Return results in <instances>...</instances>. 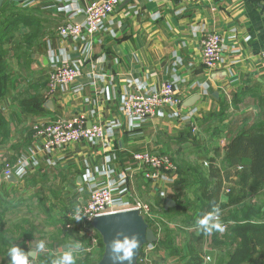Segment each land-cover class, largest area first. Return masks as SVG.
Listing matches in <instances>:
<instances>
[{"label":"crops","instance_id":"crops-1","mask_svg":"<svg viewBox=\"0 0 264 264\" xmlns=\"http://www.w3.org/2000/svg\"><path fill=\"white\" fill-rule=\"evenodd\" d=\"M90 1L1 4L0 218L9 208H21L42 195L43 188L53 196V183H58V196L80 205L91 189L109 185L116 204L143 197L153 211L163 210L167 198L178 197L179 179L185 182L183 168L196 157H205L207 165L192 168L196 175L205 171L196 183L212 181L209 167L217 168L222 180L219 202L227 203V189L238 181L240 168L224 161V147L235 131L264 116V0H121L96 35L61 36L60 26L84 20ZM212 31L221 36L222 56L218 66L208 70L201 40ZM65 62L78 71L77 78L48 93L50 72ZM165 81L177 89L180 106H165L143 120L122 114L127 93H151ZM70 116H81L87 127L101 124L103 137L45 150L34 126ZM144 151L165 155L173 171L156 182L146 180L133 159L134 153ZM4 164L12 167L11 178ZM22 165L25 174L17 176ZM75 215L78 225L92 229ZM197 235L194 240L214 246L212 236L203 233L195 239Z\"/></svg>","mask_w":264,"mask_h":264},{"label":"rangeland","instance_id":"rangeland-1","mask_svg":"<svg viewBox=\"0 0 264 264\" xmlns=\"http://www.w3.org/2000/svg\"><path fill=\"white\" fill-rule=\"evenodd\" d=\"M224 137L226 138V136ZM196 143L197 141L192 140L191 147L194 148L196 150L195 152L199 155L201 150L196 148ZM211 147L212 145L209 144V148ZM189 159L194 160L191 157H189ZM203 160H205V157H196L195 161H192L193 163L191 162L192 164H190V166L183 168L186 170L185 182H180L179 185L180 194L178 193L177 200L180 201L181 205L178 212H169L168 217L164 213L165 210L159 208L153 211L154 217L145 220L148 221L147 223L152 224L150 227L156 234L157 241L158 239L164 240L166 237H171L173 245H176L178 248L179 254L187 252L186 250L189 248L187 243L190 242L196 245L197 248H200L203 253L206 252L204 255L205 264H215L219 257L225 261L224 258L227 256L225 249L227 245L209 246L207 242L204 243V239L199 241L194 240L193 236L197 233L195 231L196 229L193 228L195 224H193L194 222L191 223L190 219L187 218L190 215L192 216V208H196L195 195L199 193L198 186L200 184L196 182L203 180L199 174L205 172L200 171V173L196 175V173H192L194 172L192 168L199 166L200 163H203ZM20 162L21 161H19V163ZM203 166H207L205 162ZM2 168H4V171L12 170L9 164H4ZM230 183L232 184V182ZM44 184L45 186L50 185L49 182H45ZM57 184L58 183L52 184L54 197L47 195V192L44 191L43 188L41 189L42 195L35 198L32 197L30 202L24 201L25 203L21 204V208H12L16 210L12 211V209L9 208L10 212L2 215V218H0V264H10L11 256L9 255V249L14 244L19 245L22 250L35 252L33 257L29 256L30 260H34V264H54V261L59 259L65 249L73 251L76 257V264L86 262L94 263L100 258L102 247L97 244L99 238L97 237V233L95 232L90 236V231H87V226L81 227L74 220L75 211H77V209L81 211L83 205H80L79 201H71L66 197L58 196L59 189L56 188ZM240 184L237 181L235 185H233V190L227 189L228 195H225V197L229 198L230 196H237L240 194ZM241 185H243V183ZM244 185L245 187L247 186L246 184ZM228 186L230 185L228 184ZM95 189L96 188L91 189L90 192ZM15 191L17 192L18 189ZM55 195H57V197H55ZM138 198L139 199H135L134 202L140 201L151 206L152 203L145 200V198ZM243 201L255 208L263 206L264 188L261 190H247L243 196ZM123 202L125 201L119 203ZM79 221L81 222V220ZM181 225L188 226L189 228L181 229ZM41 241L44 243L45 247L42 250H38V244ZM77 245H79V247H77ZM175 253L177 252L171 251L165 254V252L156 251L155 246V249L150 254L151 263L176 264L175 257H178L179 254ZM159 254H162L161 257L163 258H161ZM245 263L256 264L254 261Z\"/></svg>","mask_w":264,"mask_h":264},{"label":"built area","instance_id":"built-area-1","mask_svg":"<svg viewBox=\"0 0 264 264\" xmlns=\"http://www.w3.org/2000/svg\"><path fill=\"white\" fill-rule=\"evenodd\" d=\"M121 0H92L84 8V20L80 23H66L58 28V33L67 38L77 39L83 36H94L101 31L107 17L115 10ZM202 57L208 70L215 69L222 56L221 36L215 32H207L202 40ZM260 62L264 68V50L260 53ZM78 71L69 63H60L50 72L47 80V91L53 93L60 86L73 82ZM182 103L177 89L170 81L162 82L158 89L151 93H127L121 103V112L128 118L143 120L153 117L161 108ZM34 134L42 138L43 148L53 150L65 148L71 144L85 140H98L103 137L104 129L101 124L85 126L81 116L58 118L34 126ZM134 161L139 164L142 176L151 182H156L162 174L173 171L174 167L165 155H155L147 151L133 154ZM9 174V170L4 171ZM114 193L109 185L91 191L88 200L83 205L80 215L86 224L93 217L114 212L116 210L136 208L147 220L154 217L149 204L135 201L133 204H116ZM95 233L90 230V236ZM155 249L154 243L141 247L137 264H152L150 254ZM206 258V257H205Z\"/></svg>","mask_w":264,"mask_h":264},{"label":"trees","instance_id":"trees-1","mask_svg":"<svg viewBox=\"0 0 264 264\" xmlns=\"http://www.w3.org/2000/svg\"><path fill=\"white\" fill-rule=\"evenodd\" d=\"M223 159L229 164L239 166L238 182L240 194L230 196L227 203L219 202V192L222 184L221 176L217 168L209 167V176L213 180H204L199 186V195L196 199V209L192 216L187 217L191 223L197 225V220L211 210L213 204L221 208V219L227 225L226 231L220 236L215 232L211 238L214 246L227 245L226 258L216 260L215 264H246L254 261L256 264H264V205L255 208L243 201L247 190H260L264 188V116L259 123L247 128H239L228 139L224 147ZM182 180L179 179V182ZM246 184L247 186L245 187ZM233 190V189H232ZM178 197L173 198L175 205L164 212L177 211L180 208ZM187 204V203H186ZM148 222V221H147ZM151 226L150 223H148ZM198 235L203 236V231L198 227ZM97 237L99 235L97 234ZM190 243V242H189ZM185 255L179 254L177 246L173 245L171 237L156 241V251L169 253L175 251L179 254L177 264H205L204 255L192 243ZM98 245L103 249L100 237ZM161 257V256H160ZM163 258V257H162ZM97 261V260H96ZM90 263V262H89ZM81 264H87L81 263Z\"/></svg>","mask_w":264,"mask_h":264},{"label":"water","instance_id":"water-1","mask_svg":"<svg viewBox=\"0 0 264 264\" xmlns=\"http://www.w3.org/2000/svg\"><path fill=\"white\" fill-rule=\"evenodd\" d=\"M4 1L22 2L23 0H0V8ZM11 176L12 174L6 175L7 178H11ZM174 205V200L167 198L164 203V210ZM90 226L99 235L103 249L100 258L96 262L87 264H137L141 247L157 241L153 229L136 208L116 210L95 216L91 219ZM134 235H138L140 243L139 248L134 249L132 261L113 259L114 256L118 257L123 254L114 250V242L117 239L123 241L126 236L131 239ZM34 253L30 252V256L33 257Z\"/></svg>","mask_w":264,"mask_h":264},{"label":"clouds","instance_id":"clouds-1","mask_svg":"<svg viewBox=\"0 0 264 264\" xmlns=\"http://www.w3.org/2000/svg\"><path fill=\"white\" fill-rule=\"evenodd\" d=\"M25 167L26 165L20 166L16 175L21 176L25 174ZM221 216L220 206L218 204H213L211 210L197 220V225L205 235L211 236L215 232L223 233L226 231L227 225L222 221ZM75 219H83L79 209L76 211ZM139 243L138 235H134L131 239L126 236L123 241L117 239L113 245L114 250L116 252H122L123 254L118 257L114 256L113 259H119L121 261L128 260L131 262L134 257V249L139 248ZM44 247L45 245L41 241L38 244V250H42ZM77 247H79V245H77ZM9 255L11 256L10 264H34V260L29 259L30 252L22 250L17 244H14L9 249ZM54 264H76V257L72 250L65 249L59 259L54 261Z\"/></svg>","mask_w":264,"mask_h":264}]
</instances>
